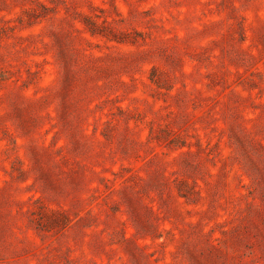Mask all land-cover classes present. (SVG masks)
<instances>
[{"label":"rangeland","instance_id":"rangeland-1","mask_svg":"<svg viewBox=\"0 0 264 264\" xmlns=\"http://www.w3.org/2000/svg\"><path fill=\"white\" fill-rule=\"evenodd\" d=\"M0 264H264V0H0Z\"/></svg>","mask_w":264,"mask_h":264}]
</instances>
